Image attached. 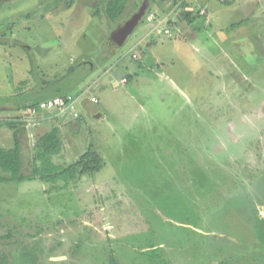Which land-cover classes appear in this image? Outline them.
I'll use <instances>...</instances> for the list:
<instances>
[{
  "label": "rangeland",
  "instance_id": "rangeland-1",
  "mask_svg": "<svg viewBox=\"0 0 264 264\" xmlns=\"http://www.w3.org/2000/svg\"><path fill=\"white\" fill-rule=\"evenodd\" d=\"M136 1L113 22L108 0H0V146L14 145L1 122L18 119L15 101L39 81L54 83L37 97L63 90L99 100L81 107L79 134L77 124L49 119L22 135L28 176L0 182V235L11 234L0 255L10 264H160L156 250L166 264H264L253 243L264 201V0L258 8L253 0L248 23L246 0L239 9L198 0L203 12L182 26L159 22L180 0H157L149 13L159 17L117 45L113 32ZM154 24L145 45L142 30ZM117 64L130 79L114 85L107 70ZM53 127L64 141L56 164L93 143L103 167L68 183L29 178L35 143Z\"/></svg>",
  "mask_w": 264,
  "mask_h": 264
},
{
  "label": "trees",
  "instance_id": "trees-1",
  "mask_svg": "<svg viewBox=\"0 0 264 264\" xmlns=\"http://www.w3.org/2000/svg\"><path fill=\"white\" fill-rule=\"evenodd\" d=\"M129 0H108L105 8V12L110 20H118L126 10V6ZM179 0H175L177 3ZM184 7V6H183ZM100 9L95 11V14H99ZM200 11H189L184 9V15L188 22H192L199 15ZM72 68L70 72H72ZM129 77V74H128ZM127 77V79H128ZM51 83V82H49ZM58 96H65L64 93L57 94ZM54 95V96H57ZM53 96V97H54ZM52 98V97H51ZM49 99V98H48ZM42 100H27V102H19L18 110L23 112L28 107L39 104ZM82 118V116H80ZM79 117V118H80ZM80 118V119H81ZM1 123H5L14 131V145L12 147L6 148L0 146V169L5 173H10L9 176H0V182L11 180L12 178L17 180H24L28 175L22 174V152L20 143V132L23 129L22 124L13 119H8ZM64 149V141L61 135V130L59 127H53L50 131L46 132L40 136L35 143V151L32 156V171L29 178L38 177L42 180L47 181H58L64 180L68 183L69 180L78 179L84 175H93L95 172L100 170L104 165V159L98 150L91 143L87 150L74 162L60 167L54 161V156L60 154ZM263 181V180H262ZM261 181V182H262ZM65 182V183H66ZM259 206H263L264 201L261 200L257 206V217L256 224L261 227V232L258 234L257 241L253 243L260 247V250L264 249V215L260 212ZM4 237H11L9 235H0V239ZM259 240V241H258ZM155 261L161 263H168L166 259L158 253L156 250L152 251ZM111 264H119L118 259L112 257ZM0 264H10V257L7 252H3L0 255Z\"/></svg>",
  "mask_w": 264,
  "mask_h": 264
},
{
  "label": "crops",
  "instance_id": "crops-1",
  "mask_svg": "<svg viewBox=\"0 0 264 264\" xmlns=\"http://www.w3.org/2000/svg\"><path fill=\"white\" fill-rule=\"evenodd\" d=\"M145 0H137L135 3H134V6L136 7V6H141L142 5V3L144 2ZM157 0H148V6H147V10H146V12H145V14L142 16V18L139 20V22L136 24V26L134 27V29H136V27L138 26V24L141 22V21H144V22H147V24L149 25V23H151V21H153V19H154V17H159V14L157 15L156 13L157 12H155V11H152V12H150L149 13V10H151L152 8L154 9V7L153 6H155L156 5V2ZM196 1H198V0H180L172 9H170L169 11H167V12H165V17H164V19H161V20H159V22H164V21H169L170 23H173V22H176L175 21V19L177 18V21L180 23V25L182 26V24L185 22V21H187L186 19V17H185V15H184V9H187V10H189V11H195L196 12V9H195V4H197V3H195ZM204 1H208V0H204ZM217 1H219V2H221V0H217ZM256 0H254V2H255ZM79 2V4H80V1H78ZM223 2V1H222ZM228 2H230V5L233 7V8H235V9H239V4H244L245 5V7L244 8H241L240 10L241 11H243V19L245 20V22H247V21H249V18L252 16V18H253V16H254V9L255 8H253L254 7V4H255V6L258 8L259 6H262V3L261 2H259V1H256L254 4H253V0H246L245 1V3L243 2V3H239V4H237L238 3V1H236V0H230V1H228ZM130 2L128 1V4H127V6H126V10H125V12L123 13V15L128 11V7L130 6V4H129ZM136 3H137V5H136ZM165 3H166V6H168L169 5V0H165ZM80 6V5H79ZM184 6V7H183ZM249 6V7H248ZM81 7V6H80ZM87 7V6H86ZM240 7H242V6H240ZM97 9L99 8V7H96ZM104 8H106V6L104 7ZM202 8V6L198 9V11H200V12H203L202 10L203 9H201ZM263 7H261L260 8V13H264V9H262ZM96 9V10H97ZM137 10L136 11H134L133 10V12H132V14L130 15V17L126 20V22H125V24L127 23V21H129L132 17H133V15L135 14V13H137L138 12V10H139V8L137 7L136 8ZM92 10V9H91ZM104 12H105V9H104ZM91 13H92V11H91ZM106 13V12H105ZM155 13V14H154ZM150 14V15H149ZM154 14V16H153V19L152 20H150V21H147V19H148V17L149 16H151V15H153ZM93 15V14H92ZM98 15H100V14H96V16H98ZM122 15V16H123ZM149 15V16H148ZM242 15V14H241ZM107 16V15H106ZM121 16V17H122ZM108 17V16H107ZM120 17V18H121ZM109 18V17H108ZM119 18V19H120ZM118 19V20H119ZM110 20V19H109ZM118 20H116V21H118ZM149 20V19H148ZM184 21V22H183ZM113 22H115L114 20H113ZM188 22V21H187ZM248 23V22H247ZM124 24V25H125ZM123 25V26H124ZM122 26V27H123ZM156 26V24H154V25H152V26H149V28H143V30H142V35H141V37H140V39H139V41L140 40H142L144 43H145V45L146 44H148V43H150V40H151V38H150V35L154 32L153 30H155V27ZM122 27H120V28H122ZM119 28V29H120ZM166 28H168V27H166ZM119 29H115V31L113 32V34L116 32V31H118ZM133 29V30H134ZM132 30V31H133ZM132 31H131V33H132ZM130 33V34H131ZM129 34V35H130ZM128 35V36H129ZM113 36V35H112ZM127 36V37H128ZM127 39V38H126ZM125 39V40H126ZM111 40H113V39H111ZM118 45V44H117ZM119 67H122V68H124L126 71H127V69L125 68V67H123V66H119L118 64L117 65H115V66H113V68H112V70H111V68L110 69H108L107 70V74H110V80L113 82V84L114 85H118L116 82H115V80L113 79L114 78V71L117 69V68H119ZM73 69L72 70V72L74 71V67L73 66H71L70 67V69ZM110 70H111V72H110ZM71 72L69 71V73L66 75V76H64L63 77V79H65V78H67V76L70 74ZM128 71H127V77H128ZM129 79H130V77H128V80L127 81H129ZM39 82H42V83H45L44 85H41V87H37V89L36 90H31V91H24V92H21V94L20 95H25V98L23 99V101H21L22 103L23 102H27V100H31V101H34V100H42V99H48V98H51V97H53L54 95H57V94H59V93H64V94H72L71 92H64L63 90H55V92L54 93H52L51 94V96H44V97H37L36 96V94H38V92H39V90H42V89H45V88H47V86H49V84H51V83H54V81H39ZM49 82H51V83H49ZM65 82H68V81H65ZM121 83V82H120ZM0 84H2V83H0ZM22 84L23 85H30L31 84V82L30 81H22ZM65 84H68V83H65ZM30 88V87H29ZM0 91L1 92H3L1 89H0ZM88 89L84 92V94L86 95L87 93H88ZM90 95V97L88 98V97H86L85 98V100L84 101H79V99L81 98V96H79V99H78V103H77V109H78V112L80 113V116H82V118H84L85 119V113H83V111H82V109H81V107H83L84 109H85V112H86V110L88 109V108H90V104H93L94 102H92L91 101V98L92 97H95L93 94H89ZM88 95V96H89ZM58 96V95H57ZM15 103L16 104H19V102H16L15 101ZM4 107H8L7 105H5ZM18 107H19V105H17V111H18ZM7 113H8V111H6ZM19 114L17 115V117L16 118H18V119H16V121H18V122H20L21 124H22V127H23V129L21 130V132H20V143H21V152H22V143H23V136L22 135H24V137H31L32 136V133L34 132V131H42L43 130V128L45 127V123H46V121L47 120H49V119H51V120H53V121H59L62 125H75V124H77L78 125V129H76L75 130V134H79V128H80V123H78L79 121H77V120H81L80 118H73L71 115H65V116H57V115H55L54 114V112H46V113H44V114H42L41 116H39V117H35V118H33V122H28V123H26L27 121H30V119H27L28 117H25L24 116V112H23V114H22V111H19L18 112ZM93 115V114H92ZM95 115V117L97 118V117H101V115H99V116H97V113L96 114H94ZM0 116H2V115H0ZM11 117V115L10 116H8V118H10ZM10 119H12V118H10ZM0 120H1V117H0ZM14 120V119H13ZM81 122H82V120H81ZM13 137H14V134H13ZM22 159V158H21ZM21 163H22V160H21ZM162 255V254H161ZM163 256V255H162Z\"/></svg>",
  "mask_w": 264,
  "mask_h": 264
},
{
  "label": "built area",
  "instance_id": "built-area-1",
  "mask_svg": "<svg viewBox=\"0 0 264 264\" xmlns=\"http://www.w3.org/2000/svg\"><path fill=\"white\" fill-rule=\"evenodd\" d=\"M148 19L152 20L153 15L149 16ZM157 28V27H156ZM155 28V29H156ZM161 32V30H160ZM165 34H170V30H164ZM137 56V55H135ZM127 77H125L121 83L127 82ZM79 96H74L73 94H67L65 96H54L49 99H45L41 101L39 104L28 107L24 111V116L30 119L29 122H33V118L39 117L44 113L54 112L57 116H65L71 115L73 118H79L80 113L77 109ZM91 101L94 103H98L99 100L96 97H92Z\"/></svg>",
  "mask_w": 264,
  "mask_h": 264
},
{
  "label": "water",
  "instance_id": "water-1",
  "mask_svg": "<svg viewBox=\"0 0 264 264\" xmlns=\"http://www.w3.org/2000/svg\"><path fill=\"white\" fill-rule=\"evenodd\" d=\"M147 6H148V0H145L140 6L138 12L135 13L133 17L129 21H127V23L122 28H120L118 31H116L113 34L112 39L116 44L122 45L124 43L127 36L131 33V31L134 29L136 24L145 14L147 10ZM125 77H127V71L124 68L119 67L114 71L113 79L117 84H119Z\"/></svg>",
  "mask_w": 264,
  "mask_h": 264
},
{
  "label": "flooded vegetation",
  "instance_id": "flooded-vegetation-1",
  "mask_svg": "<svg viewBox=\"0 0 264 264\" xmlns=\"http://www.w3.org/2000/svg\"><path fill=\"white\" fill-rule=\"evenodd\" d=\"M118 259V258H117ZM118 262H119V260H118Z\"/></svg>",
  "mask_w": 264,
  "mask_h": 264
}]
</instances>
